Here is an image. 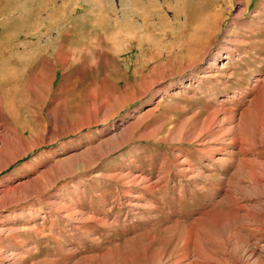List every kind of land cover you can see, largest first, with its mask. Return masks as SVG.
<instances>
[{
	"label": "rangeland",
	"instance_id": "rangeland-1",
	"mask_svg": "<svg viewBox=\"0 0 264 264\" xmlns=\"http://www.w3.org/2000/svg\"><path fill=\"white\" fill-rule=\"evenodd\" d=\"M0 264H264V0H0Z\"/></svg>",
	"mask_w": 264,
	"mask_h": 264
}]
</instances>
